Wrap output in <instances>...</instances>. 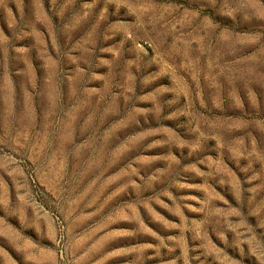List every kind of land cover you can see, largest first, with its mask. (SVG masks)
Wrapping results in <instances>:
<instances>
[{"label":"rangeland","instance_id":"rangeland-1","mask_svg":"<svg viewBox=\"0 0 264 264\" xmlns=\"http://www.w3.org/2000/svg\"><path fill=\"white\" fill-rule=\"evenodd\" d=\"M0 264H264V0H0Z\"/></svg>","mask_w":264,"mask_h":264}]
</instances>
